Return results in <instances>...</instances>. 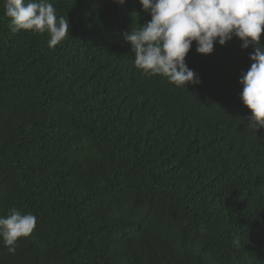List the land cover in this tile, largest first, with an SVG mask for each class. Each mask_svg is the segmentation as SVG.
I'll return each instance as SVG.
<instances>
[{"label": "trees", "instance_id": "trees-1", "mask_svg": "<svg viewBox=\"0 0 264 264\" xmlns=\"http://www.w3.org/2000/svg\"><path fill=\"white\" fill-rule=\"evenodd\" d=\"M49 2L70 24L54 49L12 33L0 0V216L37 217L0 264H264V129L238 83L252 47L193 42L201 82L177 87L134 66L139 0Z\"/></svg>", "mask_w": 264, "mask_h": 264}, {"label": "clouds", "instance_id": "clouds-1", "mask_svg": "<svg viewBox=\"0 0 264 264\" xmlns=\"http://www.w3.org/2000/svg\"><path fill=\"white\" fill-rule=\"evenodd\" d=\"M123 5L125 0H115ZM150 20L122 33L134 53V66L147 77L162 75L177 87L199 84V76L185 63L193 42L201 54H211L215 44L239 38L242 49L250 46L251 64L242 71L239 98L250 110L245 126L264 129V0H139ZM10 31L47 33L50 49L70 34L68 18L57 16L49 0H4ZM245 117H240V123ZM37 217L11 209L0 216V241L14 254L21 237L29 236ZM235 243H239L238 240Z\"/></svg>", "mask_w": 264, "mask_h": 264}]
</instances>
